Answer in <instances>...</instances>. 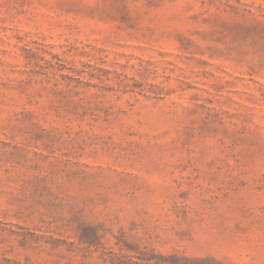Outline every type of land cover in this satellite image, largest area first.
<instances>
[{"label":"rangeland","instance_id":"374dc122","mask_svg":"<svg viewBox=\"0 0 264 264\" xmlns=\"http://www.w3.org/2000/svg\"><path fill=\"white\" fill-rule=\"evenodd\" d=\"M0 264H264V0H0Z\"/></svg>","mask_w":264,"mask_h":264}]
</instances>
